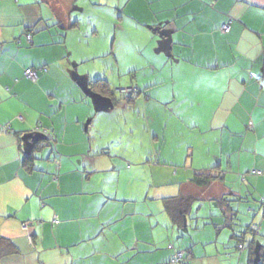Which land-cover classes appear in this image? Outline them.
<instances>
[{
    "label": "crops",
    "instance_id": "crops-1",
    "mask_svg": "<svg viewBox=\"0 0 264 264\" xmlns=\"http://www.w3.org/2000/svg\"><path fill=\"white\" fill-rule=\"evenodd\" d=\"M73 2L0 0V235L17 247L0 264H170L168 243L188 249L189 264H248L232 234L255 224L247 238L264 245L257 202L264 198V0L91 3L109 9L115 38L119 25L121 39H130L125 16L135 24L131 38L146 33L136 71L151 78L144 74L151 68L157 76L148 87H165L163 99L138 98L137 88L121 109L103 110L107 121L122 122L113 127L121 140L107 144L93 143L87 130V74L82 58L76 63L68 53L66 38L79 25ZM26 68L37 70L35 81ZM156 105L171 114L164 126ZM35 129L48 141L32 153L30 169L23 158L31 142L23 137ZM185 132L193 142L215 136L218 151L190 148ZM213 166L221 171L216 180L190 181ZM180 196L190 198L188 210ZM229 197L247 203L245 224L244 205L236 211ZM166 198H176L181 225L171 222ZM204 202L219 208L197 228L192 218L204 217Z\"/></svg>",
    "mask_w": 264,
    "mask_h": 264
},
{
    "label": "rangeland",
    "instance_id": "rangeland-1",
    "mask_svg": "<svg viewBox=\"0 0 264 264\" xmlns=\"http://www.w3.org/2000/svg\"><path fill=\"white\" fill-rule=\"evenodd\" d=\"M74 0H72V4ZM79 3L76 7H79L78 9L75 7L73 15H71L72 20H77L79 25L76 29L71 30L66 38L67 45L69 47L68 53H70V57L72 58V61L74 60L76 63L78 62L76 60L77 57H80L82 59V64L79 65V70L85 77L87 76V89H90V83L91 81L96 80L97 78H104L108 81V85L111 88V90L114 92V97L118 99V104H115V101L112 100V106L109 101L106 102V111H113L115 112L117 109H121L124 105V102L127 103L126 100L129 99V97L132 95L135 97L138 93L137 88L140 92V96L138 98H145L149 96V98H157V99H163L162 93L165 89V87H161L159 90L154 89L152 86L149 88L148 84L152 82L151 78L156 77L157 73L152 72L151 68L144 74L147 76L149 75L151 78H146L141 76V70L136 71V66L140 65L139 62L142 61V59L145 58V53L139 52L138 48L143 47L142 45L146 44L147 40L144 39L146 33L143 34V37L137 35L133 38L131 33H133V30L131 28L135 27L134 23H131L129 21V18L125 16L126 22L124 24L126 34H130V39H121L119 36L118 29L120 28L119 25H117V33H118V39L115 38L114 33H112L113 25L109 23L111 21V17L108 16V8L104 7V5H91V3H94L96 0H78ZM77 4V3H75ZM112 29V30H111ZM149 31V29H148ZM150 32V31H149ZM162 42V40H161ZM148 56H150V51H147ZM156 55V54H155ZM77 56V57H76ZM157 56V55H156ZM86 60V61H85ZM75 76V74H73ZM77 78V77H75ZM78 80V79H77ZM137 80V81H136ZM136 81V85L133 83ZM136 86V87H135ZM97 93V92H96ZM103 97H108L105 95H101ZM87 97L91 98V104L87 103V113L90 112V115L87 116V130L89 129L91 136L93 137V143H104L107 144L108 142L114 140V143H116L117 140H121V136H117L116 131L113 127L119 128L121 125L118 122L117 124L113 123L114 121H107L108 114H104L103 109H99L98 103L94 102L92 100V97L87 93ZM122 97V99H120ZM143 98V99H144ZM138 107L142 104V102H137ZM132 107V105L130 106ZM157 109L159 110L157 113L160 116V119L158 122H160L159 125L164 126L167 123V120L169 116L171 115L169 112L167 113L163 107L157 106ZM132 109H129L128 111H131ZM142 111V110H141ZM98 112V113H97ZM143 115V113H142ZM88 125L89 128H88ZM189 132V131H188ZM113 136V137H112ZM184 141L186 145H189L190 148L195 150H201L202 152H205L204 150H207L206 147L215 148L216 144V138L215 136L208 137V142L204 141L203 139L201 141L198 140V142H193L190 137L194 136V134L190 133H183ZM129 138V137H128ZM214 140V141H213ZM136 139L132 138L131 142H135ZM123 143H129L128 139L126 137H123L122 139ZM118 143V141H117ZM115 146V145H114ZM160 145H156V148H158ZM116 147H111V149L108 148L110 151L109 154L114 155L116 154L120 149ZM127 146L124 145L123 149H127ZM92 148L96 149V146L92 144ZM167 148H162V153L166 152ZM216 151H218V147L215 148ZM101 151V149H99ZM136 153V152H134ZM134 153H128V154H134ZM177 155V154H176ZM244 160H249L246 157H244ZM248 199V198H247ZM229 200H232L231 204L233 209L236 211L239 209L240 205H244L241 208L240 214L241 215L240 221H243V224L247 221L248 217H245L247 211H245L247 203L245 201H242L240 199H234L233 197H229ZM260 200H257L259 202ZM207 202H204L203 206V212L205 214L203 215V218L194 217L192 218L193 224L196 225V223L200 220L205 223H211V218L214 215L213 212H215L216 208H219V206H213L210 203V207H207ZM197 206H195L193 212H195ZM263 212V211H262ZM216 216V215H214ZM186 221V227L188 221H190L188 218L185 219ZM189 226V224H188ZM197 226V225H196ZM210 225H205V227H208ZM245 226V225H244ZM212 227V226H211ZM198 228V226H197ZM213 228V227H212ZM178 229V228H177ZM176 229V231H177ZM196 229V228H195ZM209 229V228H208ZM201 233V230L194 231L195 235H199ZM203 234V233H202ZM177 236H174V239H176ZM171 244L172 243H168Z\"/></svg>",
    "mask_w": 264,
    "mask_h": 264
},
{
    "label": "trees",
    "instance_id": "trees-1",
    "mask_svg": "<svg viewBox=\"0 0 264 264\" xmlns=\"http://www.w3.org/2000/svg\"><path fill=\"white\" fill-rule=\"evenodd\" d=\"M263 77H264V62H263ZM90 89L94 92L101 94V95L108 96L109 98H111L115 102L117 101V99L114 97V92L111 90V88L108 86L106 81L103 79H96L94 81H91ZM131 98L129 99V101L131 100ZM47 141H48V138L47 139H39L34 146L35 152L38 151L41 148V146L43 144H45ZM23 160L25 161L26 164L29 165L30 162H33L34 157L32 154L31 155H25L24 154ZM29 168L33 169L32 165H29ZM253 172L257 173V174H261V171H253ZM220 175H221L220 168L217 166H213V167H209V168H206V169L198 171V172H194L192 177L190 178V181L197 186H206L210 182L219 178ZM181 198H182L181 196L178 198V200L180 201L181 208H184L183 204H185L186 208L188 210L191 206L190 198H182V199ZM175 200H176V198L164 199V207H165V211H167L169 217L172 220L171 222L174 224L179 223L181 225V221H180L181 217L180 218L178 217V214L176 211L178 209V206L177 207L175 206L176 205ZM258 200H260L258 203H259V207H261V209L263 211L262 215L264 217V198H261ZM182 210H186V209L184 208ZM181 215H183V213ZM257 232H258L257 226L255 224H253V225L247 226L245 231L242 234H236V233L232 234V237L235 238V240H236L237 248L241 249V248L245 247L246 250L248 251V255L250 256L248 264H264V245H259V244L255 243L252 240V238L251 239L247 238V234H249L251 236V234L253 235L254 233H257ZM30 240H31V238H30ZM171 249H173V255L175 253V249H182L183 250V257L185 258V260L189 264L190 258H189L188 252H187L188 249H186L184 247L176 248L174 246ZM16 251H17V247L14 244V242L11 241L10 239H7V238L0 235V259H1V256H4L6 254H10V253H14ZM173 255H172V257H173ZM256 257H257V259H256Z\"/></svg>",
    "mask_w": 264,
    "mask_h": 264
},
{
    "label": "water",
    "instance_id": "water-1",
    "mask_svg": "<svg viewBox=\"0 0 264 264\" xmlns=\"http://www.w3.org/2000/svg\"><path fill=\"white\" fill-rule=\"evenodd\" d=\"M82 83H83V89H84V91L86 93H88L92 97V100H94V102L96 101L98 103L99 109L106 110L105 106L107 105L106 104L107 101H109L111 103V106L113 105L111 98H109V97H103V98H101L102 97L101 94L96 93V92L92 91L91 89H87L86 83L85 82H82ZM47 138L48 137L46 135L38 132L37 130L33 131L32 133L25 134L24 137H23V139L24 140H26V139L27 140H30L31 143H30V147L26 151H24V154L25 155H31L34 152V146H35L36 142L39 139H47ZM256 259H257V257H256Z\"/></svg>",
    "mask_w": 264,
    "mask_h": 264
},
{
    "label": "built area",
    "instance_id": "built-area-1",
    "mask_svg": "<svg viewBox=\"0 0 264 264\" xmlns=\"http://www.w3.org/2000/svg\"><path fill=\"white\" fill-rule=\"evenodd\" d=\"M221 30L222 31H228L229 30V23H224L221 25ZM27 41L30 42L31 37L30 35L26 36ZM41 70H46L45 67H43ZM23 75L31 80V81H35L37 79V70L33 69V68H26L23 72ZM19 118H21V116H19ZM38 130V129H35ZM46 133V130L44 131ZM54 223H57L58 221L55 219L53 221ZM24 228H26V224L23 225ZM29 241L31 242L30 238ZM167 247L169 249L173 248V246L171 244H168ZM171 264H188V262L185 260V258L183 257V250L182 249H175V253L173 255V257L170 260Z\"/></svg>",
    "mask_w": 264,
    "mask_h": 264
},
{
    "label": "flooded vegetation",
    "instance_id": "flooded-vegetation-1",
    "mask_svg": "<svg viewBox=\"0 0 264 264\" xmlns=\"http://www.w3.org/2000/svg\"><path fill=\"white\" fill-rule=\"evenodd\" d=\"M131 97H132V95L129 98H131Z\"/></svg>",
    "mask_w": 264,
    "mask_h": 264
}]
</instances>
